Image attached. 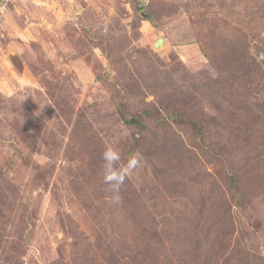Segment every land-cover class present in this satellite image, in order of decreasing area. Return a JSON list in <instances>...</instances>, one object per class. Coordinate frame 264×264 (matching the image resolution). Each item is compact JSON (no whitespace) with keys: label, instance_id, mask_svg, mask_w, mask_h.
<instances>
[{"label":"rangeland","instance_id":"374dc122","mask_svg":"<svg viewBox=\"0 0 264 264\" xmlns=\"http://www.w3.org/2000/svg\"><path fill=\"white\" fill-rule=\"evenodd\" d=\"M201 1L0 0V264H264V20Z\"/></svg>","mask_w":264,"mask_h":264},{"label":"trees","instance_id":"16d2710c","mask_svg":"<svg viewBox=\"0 0 264 264\" xmlns=\"http://www.w3.org/2000/svg\"><path fill=\"white\" fill-rule=\"evenodd\" d=\"M138 2V0H135ZM224 1L225 0H212V1H209V0H202L201 1V11H196L194 10V8H198L199 7V4L197 6H195L193 9L192 7L190 8H187V12L189 14H192V15H197L199 13V17H207L209 16L210 13H212V8H214L215 6H218L219 9H223L225 6H224ZM136 2V3H137ZM199 2V1H198ZM213 2H216L215 4ZM227 2V0H226ZM194 3H196L194 1ZM138 5V3H137ZM255 10L254 12H252L250 14V17H259L258 19L262 22V20H264V0H256V3H255ZM143 6H138V11L141 12V10H143L142 8ZM152 8V7H151ZM150 8V12H151V9ZM227 11V10H226ZM225 11V12H226ZM226 17H228L227 13H226ZM232 17V15L230 16ZM222 22H225V21H222ZM226 23V22H225ZM240 25L241 23H237L236 22V26L234 25H229L227 29H231L232 32L229 33V37L226 38V42L224 43V45H222L223 47L224 46H227V47H233L232 49H237L239 52L243 50L244 51H248L249 50V47H251L250 43L247 41V35L245 34V32L243 31L242 28H240ZM240 36H243L241 39ZM205 45H203V47H206V48H209L207 43H204ZM252 47L253 48H264V36L259 38L255 43H252ZM210 49V48H209ZM203 50H205V52H209V54L206 53V55L208 56V60L210 59L211 57V49L210 51L203 48ZM240 58L237 59V62H239ZM171 119H174L176 122H179V123H183V124H189L191 125V127L195 130V131H200L202 130L201 127L196 124L195 121H192L186 117H184L182 114H178V113H172L169 115ZM128 123H131V124H135L137 125L140 129H144V125L141 123L139 117L137 116H133L131 119L129 120H126ZM167 124V123H166Z\"/></svg>","mask_w":264,"mask_h":264},{"label":"clouds","instance_id":"9594fccd","mask_svg":"<svg viewBox=\"0 0 264 264\" xmlns=\"http://www.w3.org/2000/svg\"><path fill=\"white\" fill-rule=\"evenodd\" d=\"M101 159L103 161L100 173L102 183L111 194L109 197L111 202L119 205L122 203L121 189L124 183L130 175L143 166V157L137 152L130 155L126 162H122L119 149L108 143L101 154Z\"/></svg>","mask_w":264,"mask_h":264},{"label":"built area","instance_id":"2783aa9c","mask_svg":"<svg viewBox=\"0 0 264 264\" xmlns=\"http://www.w3.org/2000/svg\"><path fill=\"white\" fill-rule=\"evenodd\" d=\"M142 6H146L150 3V0H139Z\"/></svg>","mask_w":264,"mask_h":264},{"label":"water","instance_id":"95a60500","mask_svg":"<svg viewBox=\"0 0 264 264\" xmlns=\"http://www.w3.org/2000/svg\"><path fill=\"white\" fill-rule=\"evenodd\" d=\"M144 18H148V13L146 11H143L141 14ZM158 44H161V41H158Z\"/></svg>","mask_w":264,"mask_h":264}]
</instances>
